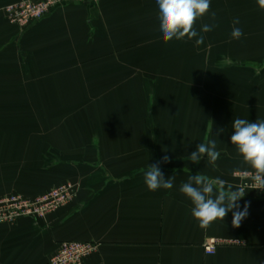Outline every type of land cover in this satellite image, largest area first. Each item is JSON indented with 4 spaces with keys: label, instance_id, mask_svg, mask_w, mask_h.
Returning a JSON list of instances; mask_svg holds the SVG:
<instances>
[{
    "label": "crops",
    "instance_id": "0c3cea01",
    "mask_svg": "<svg viewBox=\"0 0 264 264\" xmlns=\"http://www.w3.org/2000/svg\"><path fill=\"white\" fill-rule=\"evenodd\" d=\"M19 1L0 0V197L34 199L64 182L78 194L45 219L0 224V264H49L64 242L98 246L84 264H264V190L204 229L180 192L197 173L235 190L234 172H254L231 135L236 118L264 120L257 0H210L195 24L200 45L199 36L163 41L156 0L64 3L25 30L4 12ZM209 140L214 165L188 160ZM150 164L174 177L171 189L147 188ZM212 239L220 243L210 255Z\"/></svg>",
    "mask_w": 264,
    "mask_h": 264
},
{
    "label": "clouds",
    "instance_id": "9594fccd",
    "mask_svg": "<svg viewBox=\"0 0 264 264\" xmlns=\"http://www.w3.org/2000/svg\"><path fill=\"white\" fill-rule=\"evenodd\" d=\"M261 9H264V0H257ZM158 5L159 29L165 43L176 39L189 40L198 37L196 44L204 42V36L195 30L196 21L210 11V0H156ZM210 19L216 20V13L211 12ZM239 18L233 20L231 37L240 39L243 31L235 25L239 24ZM218 25L215 23L204 24L202 33L212 31ZM234 133L231 135V143L234 145L243 158L244 163L254 169L252 180L255 189L264 190V120L250 122L246 119L236 118L232 123ZM223 129L218 130L219 132ZM154 138V137H153ZM216 140H209L207 143H200L197 150L193 151L188 160L192 163H199L203 157H207V163L215 164L220 153L216 150ZM169 157L164 156L163 162H168ZM174 177L165 179L164 174L158 165L150 164L144 173V181L150 191L159 188L171 189ZM180 192L186 195L194 205L191 214L198 221L200 228H207L216 220H224L229 211L238 207V201L245 196L243 188L235 189L226 181L197 173L189 177L188 182L183 183ZM247 215V205L244 211L233 212L232 225L239 227L242 219Z\"/></svg>",
    "mask_w": 264,
    "mask_h": 264
},
{
    "label": "built area",
    "instance_id": "2783aa9c",
    "mask_svg": "<svg viewBox=\"0 0 264 264\" xmlns=\"http://www.w3.org/2000/svg\"><path fill=\"white\" fill-rule=\"evenodd\" d=\"M87 1L21 0L6 6L4 12L10 24L25 30L31 23L41 20L53 9L64 3H84ZM252 174L254 172L237 174L239 177L237 179L240 182L238 187L244 190L250 188L253 192L263 191L255 189ZM77 192L78 186L75 183L64 182L34 199L16 194L4 195L0 197V224L14 225L23 218L45 219L73 202L77 197ZM219 243L220 240H210L205 245V252L210 255L214 254ZM97 249L98 246L94 243L64 242L51 258L49 264H83Z\"/></svg>",
    "mask_w": 264,
    "mask_h": 264
},
{
    "label": "rangeland",
    "instance_id": "374dc122",
    "mask_svg": "<svg viewBox=\"0 0 264 264\" xmlns=\"http://www.w3.org/2000/svg\"><path fill=\"white\" fill-rule=\"evenodd\" d=\"M4 121V125L6 126V125H9V124H12L13 123V121H16V120H14L13 118H6V119H4L3 120ZM21 121H23V120H19V121H17V122H19V123H21L22 125L21 126H23V124H24V126H27V125H29V123H32V120H24V122H21ZM37 121V123H38V121L39 120H36ZM72 122V124L71 125H73V127H75V123H76V120H71ZM85 121H88V120H84V122ZM14 124V123H13ZM69 124H70V120H69ZM87 128H88V130H90L91 129V126H90V124H84ZM86 127H85V130H86ZM242 172H247V171H237V172H234V174H233V178H234V180L237 182L236 183V186L238 187V184L240 183L239 182V180L237 179V178H239L238 177V175H239V173H242ZM250 171H248L247 173H249ZM238 174V175H237ZM239 188V187H238ZM244 191H246V192H253V190H250V188H247L246 190H244ZM245 192V193H246ZM93 255V254H92ZM84 263H85V261H84ZM83 263V264H84Z\"/></svg>",
    "mask_w": 264,
    "mask_h": 264
}]
</instances>
